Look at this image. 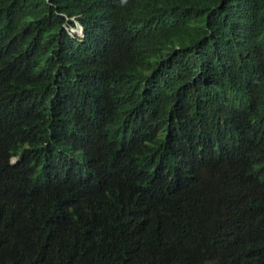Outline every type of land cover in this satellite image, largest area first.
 Segmentation results:
<instances>
[{"label": "trees", "instance_id": "1", "mask_svg": "<svg viewBox=\"0 0 264 264\" xmlns=\"http://www.w3.org/2000/svg\"><path fill=\"white\" fill-rule=\"evenodd\" d=\"M102 1L0 0V264H264V147L205 159L264 121L237 77L241 8L264 0H140L133 41L173 53L149 74L107 69L105 109L86 86ZM18 65L42 93L2 81Z\"/></svg>", "mask_w": 264, "mask_h": 264}, {"label": "clouds", "instance_id": "2", "mask_svg": "<svg viewBox=\"0 0 264 264\" xmlns=\"http://www.w3.org/2000/svg\"><path fill=\"white\" fill-rule=\"evenodd\" d=\"M154 1L158 9L159 1ZM241 9L242 20L249 28L245 32L243 64L237 70L238 85L247 98L259 104L264 98V9L255 2ZM141 12L140 0H103L93 12L97 40L94 47H100V52L88 64L86 86L96 92V104L102 109L108 106L111 96V87L105 78L107 69L132 66L135 72L149 74L151 69L164 64L172 56L171 45L152 51L133 41L132 35L139 28ZM64 28L70 39L78 42L85 39V28L77 19L67 20ZM20 44L21 42L12 43L14 51ZM2 81L14 88L28 81H35L41 87V93L45 88L43 76L22 65L6 69ZM167 108L153 106L152 114L155 119ZM222 138L225 139L223 143L217 141V148H209L206 152L205 159L208 163L221 164L232 157L249 155L254 145L264 147V121L245 139V143L231 131ZM17 160L13 158L12 162Z\"/></svg>", "mask_w": 264, "mask_h": 264}]
</instances>
